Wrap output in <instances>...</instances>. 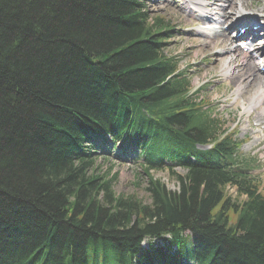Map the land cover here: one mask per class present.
Segmentation results:
<instances>
[{
    "label": "trees",
    "instance_id": "obj_1",
    "mask_svg": "<svg viewBox=\"0 0 264 264\" xmlns=\"http://www.w3.org/2000/svg\"><path fill=\"white\" fill-rule=\"evenodd\" d=\"M136 5L0 0V264H89L114 254L123 264L141 252L142 237L185 228L204 263L264 264V198L241 186L246 200L232 202L219 167H191L172 190L147 173L143 203L115 195L95 158L80 154L85 134L114 115L123 92L134 105L168 108L165 73L150 65L158 53L145 39L154 24ZM186 116H170L185 138L213 137L210 119ZM229 211L237 236L223 230Z\"/></svg>",
    "mask_w": 264,
    "mask_h": 264
},
{
    "label": "rangeland",
    "instance_id": "obj_2",
    "mask_svg": "<svg viewBox=\"0 0 264 264\" xmlns=\"http://www.w3.org/2000/svg\"><path fill=\"white\" fill-rule=\"evenodd\" d=\"M147 7L149 12L156 13L159 12L164 16L169 22L174 24L173 32L176 34L180 32L182 37L187 36L188 30L182 29L189 22V19L186 17L184 10L182 7L177 4V0H150L147 2ZM181 29V30H180ZM175 40L172 39L169 41L168 45L171 46L172 49L177 50L179 46L176 45ZM181 55V53H180ZM210 95H212L210 93ZM238 113L234 108L231 110L232 114ZM111 165H114L113 171H118V177L115 181L113 190L122 194V197H127L126 195H133L137 199L140 198L142 201H146L143 203H147V196L144 191V179L140 176H133L136 163L134 162H112ZM109 163L104 164L102 169H107ZM138 168V167H137ZM179 172H182L179 171ZM155 176L161 178V180L165 183L166 187L173 189L175 187V180L169 173V171H160V172H152ZM227 194L235 197V187H228ZM116 197V196H115ZM241 196L239 199L241 200ZM135 200V198H134Z\"/></svg>",
    "mask_w": 264,
    "mask_h": 264
},
{
    "label": "bare ground",
    "instance_id": "obj_3",
    "mask_svg": "<svg viewBox=\"0 0 264 264\" xmlns=\"http://www.w3.org/2000/svg\"><path fill=\"white\" fill-rule=\"evenodd\" d=\"M195 1L196 0H190L188 3L189 4H193V5H199V3L198 2L195 3ZM215 1L217 3L213 5V11H214V9H216V10H219V11H222V12H221V15H220L219 12H216L215 14H213V16L219 15V18L225 17L226 16V12L225 11L227 9H230L231 10V9H233L236 6V4H239L240 3L239 0H215ZM208 4L209 3H207V5ZM217 4L222 5V6H217ZM241 5H243L242 2H241ZM212 34L213 35H216V36H222L221 42H224L226 40H229V38H227L225 36L224 32L221 29H220L219 32L212 31ZM211 47H212V44L209 43L208 45L201 46V49H202V51H204L206 53L208 50L211 49ZM245 72L247 73V80H249V82L253 84L252 88H254L253 95L247 100V106L243 108L246 112H249L251 108L257 106L258 104H261V103L264 104V85H262V86H256V84H255V81H256L255 73L256 72H255V69L254 68L246 67L245 68ZM244 82H246V81H244ZM248 92L249 91H247V90H241V91H239L237 93V95H239V96H241V97L244 98V96ZM261 114H264V112L261 113ZM247 116H248V114H247ZM77 131H78V128H77L76 132ZM167 189L170 190V188H168V187H167ZM144 264H146V263L144 262Z\"/></svg>",
    "mask_w": 264,
    "mask_h": 264
}]
</instances>
